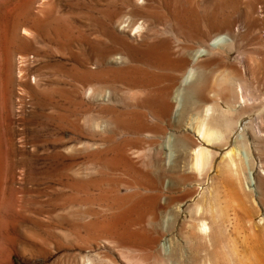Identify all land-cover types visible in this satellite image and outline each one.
<instances>
[{"label":"rangeland","instance_id":"obj_1","mask_svg":"<svg viewBox=\"0 0 264 264\" xmlns=\"http://www.w3.org/2000/svg\"><path fill=\"white\" fill-rule=\"evenodd\" d=\"M263 6L0 0V264H193L181 204L187 194H209L216 173L187 194L172 186L185 136L174 129L178 121L194 125L196 115L195 108L182 114L176 98L189 70L174 69L186 57L178 21L206 29L232 20L239 25L233 56L259 60ZM170 78L176 82L166 95ZM247 86L264 95L263 81L258 90ZM164 104L162 121L156 113ZM261 140L251 168L262 175L255 187L264 203Z\"/></svg>","mask_w":264,"mask_h":264},{"label":"bare ground","instance_id":"obj_2","mask_svg":"<svg viewBox=\"0 0 264 264\" xmlns=\"http://www.w3.org/2000/svg\"><path fill=\"white\" fill-rule=\"evenodd\" d=\"M178 22L181 37L187 43L186 57L182 58L181 53L182 59H177L174 69L181 71L187 67L186 70H189H185L186 75L183 74L176 98L182 114L193 108L196 115L194 125L190 123L186 127L188 124L183 126L178 121L174 129V132H184L185 136L177 143L184 150V158L174 164L172 186L177 192L187 194L189 192H185L192 185L198 184L199 187L203 183L204 186L205 179L213 172L216 177L213 176L210 181L222 184L221 189L218 183L217 186L213 183L211 188L206 187L210 192L204 194L202 190L204 196L202 194L201 198L188 197V194L183 197L181 207L189 210L190 215L187 237L195 245L193 264H264L258 253V257L252 253L255 250L264 253V203L255 187L256 180L262 175L259 177L257 168H251L253 150L258 149L256 141L264 139V95L253 94L247 86L252 84L258 90V83L264 82V51L259 60L233 56L239 25L232 20L218 26L209 23L206 29L201 25L187 24L181 18ZM141 28L142 25H138L137 29ZM175 82L172 78L167 79L164 94L170 93ZM169 109L168 104L162 105L156 113L160 120L166 119ZM262 172L264 170L261 169ZM239 191H248L247 198H243ZM187 228L184 226V229ZM210 248L216 250L210 252ZM202 252L206 253L203 258L200 257Z\"/></svg>","mask_w":264,"mask_h":264}]
</instances>
